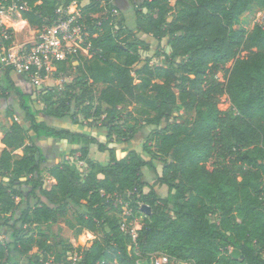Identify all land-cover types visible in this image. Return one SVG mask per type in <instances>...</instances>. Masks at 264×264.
Here are the masks:
<instances>
[{
  "label": "trees",
  "instance_id": "1",
  "mask_svg": "<svg viewBox=\"0 0 264 264\" xmlns=\"http://www.w3.org/2000/svg\"><path fill=\"white\" fill-rule=\"evenodd\" d=\"M23 1L29 9L21 18L38 27L72 0ZM132 1L133 28L125 31L124 17L103 20L100 33L90 25V53L75 57V81L59 94L40 90L42 107L15 85L12 74L18 73L0 67V98L18 100L17 108L6 111L11 124H0V264H24L26 257V264H44L47 258L50 264H72L65 259L71 244L57 253L42 227L61 217L76 236L83 230L104 232L81 250L75 264H137L160 252L192 264H264V24L249 31L239 27L251 5L264 12V0ZM106 5L91 0L84 6L87 22L91 13L102 16ZM137 33L166 38V65L149 58L140 62L137 43L129 39ZM230 61L223 82L206 78ZM59 63L64 70L65 62ZM221 96L228 100L225 110L218 108ZM180 111L188 119L174 120ZM90 118L92 125L84 123ZM123 119L154 126L156 152L143 143L142 152L127 148L119 156L82 129L105 128L107 142L128 143L137 131L121 129ZM47 140L52 158L43 146ZM93 145L107 153L106 161L91 155ZM74 154L85 172L67 159ZM155 158L162 160L160 173ZM144 168L153 173L151 183L142 180ZM163 186L165 197L157 191ZM119 196L132 214L142 215L135 240L121 229L114 206ZM141 203L150 207L149 215ZM231 249L242 258H232Z\"/></svg>",
  "mask_w": 264,
  "mask_h": 264
},
{
  "label": "rangeland",
  "instance_id": "2",
  "mask_svg": "<svg viewBox=\"0 0 264 264\" xmlns=\"http://www.w3.org/2000/svg\"><path fill=\"white\" fill-rule=\"evenodd\" d=\"M82 3L83 6H86L88 4H90L91 0H82L80 1ZM107 2V0H100L101 6H104V4ZM124 2L126 3V7L125 8H118L119 9V14L116 16V19L118 21H120L123 17L125 19L121 20L123 27H127L126 28V32L128 29L133 28V21H134V8H133V1L131 0H124ZM114 4H116V0L113 1ZM135 6V3H134ZM7 11V10H6ZM91 17H96V13H91L90 14ZM92 19H95L93 18ZM169 19H171L169 17ZM24 19L21 18L20 16H17L15 14L14 11H8V13H6V15H1L0 16V22L2 23L3 27L7 28L8 26H6V24L4 23V21H7L9 24H20L19 22L22 21ZM23 22H25V24H23L22 27L20 28H11L12 29V35H13V45L14 47H18L24 43H26L27 41L32 40L33 38V30L35 29L34 26H30L28 24V22L26 20H24ZM95 22V21H94ZM96 23V22H95ZM255 24H264V12L260 11L255 5H251L249 7V9L243 13L240 16V28H243L245 30H251L252 27ZM115 27V26H114ZM10 28V27H8ZM124 31V30H123ZM100 33V31H99ZM134 37V38H132ZM131 38L129 37V39L135 41L137 43L138 46V50L140 53V62L143 63L144 60H146L147 58L150 59V63L152 64H158V65H166L167 64V60L164 57V52H167L169 50V46L166 44V38H163L162 40L158 41L153 39L150 36H146V35H142L141 33H137L136 36H132ZM141 41V42H140ZM245 53H241V56H244ZM75 57H72L70 59H68L65 62V67L64 70H59V64H56V71H52L51 73H49L48 75H51L55 78L58 79V83L55 85L53 84L52 89L54 90L55 93H60V91H62V89L64 88V86L67 83H72L73 81H75L77 75L79 74V67H78V62L76 61V59H74ZM233 61L228 62L224 67L220 68V70L218 72H216L215 74H212V72H208L206 78L208 80H216L218 82H223L224 81V70L227 67H230ZM46 78V77H45ZM26 81L30 84L31 81H29L28 79H26ZM54 83V82H53ZM40 90L42 89H46L45 86H43L40 83ZM38 86V85H36ZM39 87V86H38ZM31 102L34 104L35 107H42V101L39 98V93L34 92L31 95ZM35 101V102H34ZM217 104H218V108L220 110H225L228 107V100L225 96H221L218 98L217 100ZM18 106V100H17V96L12 95L9 99L5 100L4 104L0 106V124L2 125L3 128L8 127L11 124V119L6 115V111L8 109V107H13V108H17ZM173 119L178 121V122H182L185 121L186 119H188V117L182 112H175L173 113ZM38 118H42L45 120L46 123H48L49 125L53 124V119H51L50 117L46 116L43 113H39L38 114ZM99 120H96L97 123H99ZM64 123H69V121H65ZM84 123H94L93 118L88 119L87 121H85ZM63 124V122H62ZM120 124V128L125 130L126 132H129V129H133L134 131H137L136 134H134V137L128 142V143H121V144H117V142H107V136H106V130L105 128H93L90 125L87 126H82L83 130L90 132V133H94L98 139L100 141L105 142L108 146H111L113 148L116 149V152L118 153L119 156H122L125 153V149H136L137 151L142 152V144L145 143L147 145V147L149 148V151L156 152V148H157V142L155 140V138L152 135V131L154 129V126L152 125H146L143 123V121H141L139 119V121L137 122V124H134L133 120H128L124 122V119L121 120L119 122ZM77 127V126H76ZM79 129V128H77ZM3 136V132L0 131V142H1V138ZM45 145V144H44ZM70 146L66 147V150L69 149ZM2 150L1 147V143H0V152ZM49 151H53L49 150ZM15 153L17 154H22V150L18 149L17 151H15ZM152 153H144L143 156L148 159L152 156ZM54 154H48L49 158H52ZM91 155L94 158L99 159L101 156L104 157L103 161H106L107 159V153H101L96 145H93L91 148ZM67 159L70 160V163L76 168L79 169L82 173L86 171V165L84 164L83 161H81L79 159V154H74L71 156H66ZM155 165H156V169L157 172L160 173L161 172V167H162V160L160 158H155ZM212 160H210L211 162ZM144 172V177L142 178L143 181H147L148 183L152 182L153 179V173L148 171L146 168H144L143 170ZM54 182V180L52 179H48V185H51ZM149 190V188L145 187L143 189L144 192H147ZM158 193L165 197L166 193H167V188L165 186L161 187V188H157ZM130 195V194H129ZM129 195L127 197H129ZM129 204V202L127 200H125L123 197H116L114 200V206L117 207L119 209L118 212V216H120V220L122 223L127 221V217H129L130 215V209L128 208L127 205ZM143 204V203H141ZM142 211V210H141ZM135 215V214H133ZM6 217V216H5ZM3 222V220H0V223ZM120 222V225H121ZM133 225L132 228L137 231L138 229L141 228L142 226V218L138 216H135V218L133 219ZM129 223V222H128ZM46 233L49 235V241L50 244L54 245V249L57 253H63L64 249L67 247V243L71 244L72 250L73 249H77L80 248V251L89 247L93 241L96 238H102L103 237V229L99 228L94 232H90L87 230H83L80 234H78L77 236L75 235V230L71 229L68 227V225L66 224L65 218H58L56 222H54L53 224L50 225H43L42 226ZM124 227V226H123ZM136 233V232H135ZM133 233V235L135 236L136 234ZM4 237L3 235L0 236ZM63 241V242H62ZM133 249L135 250L136 253H140L137 245H135V247H133ZM78 250V249H77ZM68 254L65 256V259H68ZM29 259V257H26L24 260V264H26V261ZM67 261V260H66ZM183 263H187V264H192L191 262H183Z\"/></svg>",
  "mask_w": 264,
  "mask_h": 264
},
{
  "label": "built area",
  "instance_id": "3",
  "mask_svg": "<svg viewBox=\"0 0 264 264\" xmlns=\"http://www.w3.org/2000/svg\"><path fill=\"white\" fill-rule=\"evenodd\" d=\"M100 1V0H98ZM115 0H107L108 4L104 8V13L100 16L96 13L95 19L91 23L87 22L84 16L81 2L72 0L68 5L58 6L54 11V17L49 22H44L33 30V38L26 43L14 47L13 35L10 28L3 27L0 22V67H10L16 73L26 77L33 85H40L41 81L53 70L56 71V64L66 62L77 55L89 56L90 41V25L97 26L98 32L101 31V22L115 18L119 14V9L111 2ZM29 6L23 0H0V16L6 15L8 11H14L17 16L21 15V11L28 10ZM7 10V11H6ZM96 23H95V22ZM5 41H10L5 45ZM75 59V58H74ZM146 204H140L141 210L147 215L150 214L143 210ZM148 206V205H147ZM128 208L129 205H127ZM150 208V207H149ZM132 209L128 215L133 218L126 222H121V229L128 232L132 239L135 240L137 231L132 228L135 216L142 218L141 214H132ZM129 222V223H128ZM124 226V227H123ZM136 232V233H135ZM133 233L136 235L134 236ZM82 257L81 251L73 249L68 254V260L75 264ZM52 258H47L44 264H50ZM118 264V263H114ZM137 264H187L170 257L168 254L160 252L157 254H149L147 258H141Z\"/></svg>",
  "mask_w": 264,
  "mask_h": 264
},
{
  "label": "crops",
  "instance_id": "4",
  "mask_svg": "<svg viewBox=\"0 0 264 264\" xmlns=\"http://www.w3.org/2000/svg\"><path fill=\"white\" fill-rule=\"evenodd\" d=\"M116 7L118 8H125L126 7V3L124 2V0H116V4H115ZM24 21V20H22ZM13 76V79H14V82H15V85L24 93H27V94H32L34 92H39L40 91V86H35L33 84H30L26 81V77H24L23 75H20V74H12ZM54 82V83H53ZM58 83V79L51 76V75H47L46 78H44L42 81H41V84L43 86L46 87V89H52V86L53 84H57ZM42 90H45L42 89ZM5 102V99H2L0 98V106L3 105ZM1 143V142H0ZM45 145L44 146V149H45V152H47V154H50V153H53V151H49V150H52L53 149V144H52V141L50 140H47L44 142ZM62 143H59L58 145H60V147L62 149H64V145L61 146ZM1 147L2 149L4 148V145L1 143ZM161 188V187H159Z\"/></svg>",
  "mask_w": 264,
  "mask_h": 264
},
{
  "label": "water",
  "instance_id": "5",
  "mask_svg": "<svg viewBox=\"0 0 264 264\" xmlns=\"http://www.w3.org/2000/svg\"><path fill=\"white\" fill-rule=\"evenodd\" d=\"M142 209L147 211V213H149V211H150V208L147 205H143ZM230 255L234 259H238V257L242 258V255H240V251L238 249H231Z\"/></svg>",
  "mask_w": 264,
  "mask_h": 264
},
{
  "label": "clouds",
  "instance_id": "6",
  "mask_svg": "<svg viewBox=\"0 0 264 264\" xmlns=\"http://www.w3.org/2000/svg\"><path fill=\"white\" fill-rule=\"evenodd\" d=\"M4 23L6 24V26L11 27V28H20L23 26L24 22L22 21L20 24H9L7 21H4Z\"/></svg>",
  "mask_w": 264,
  "mask_h": 264
},
{
  "label": "bare ground",
  "instance_id": "7",
  "mask_svg": "<svg viewBox=\"0 0 264 264\" xmlns=\"http://www.w3.org/2000/svg\"><path fill=\"white\" fill-rule=\"evenodd\" d=\"M22 21H20L19 23H21ZM24 24H25V22H24Z\"/></svg>",
  "mask_w": 264,
  "mask_h": 264
}]
</instances>
